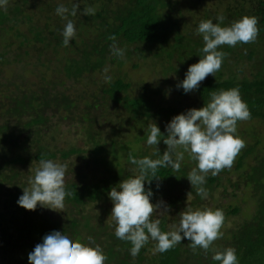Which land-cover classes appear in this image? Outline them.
<instances>
[{
	"label": "trees",
	"instance_id": "1",
	"mask_svg": "<svg viewBox=\"0 0 264 264\" xmlns=\"http://www.w3.org/2000/svg\"><path fill=\"white\" fill-rule=\"evenodd\" d=\"M210 2L218 8L216 11L209 8ZM58 3L70 10L75 5L76 14L66 13L65 18H61L54 12ZM188 3L185 12L191 19L182 14L178 2L172 4L169 0H5L0 5V264H29L27 253L51 230H61L90 246L98 245L106 258L104 264H219L212 255L226 247L235 249L238 264H264V142L260 138L240 152L236 163L238 181L232 185L234 190L240 187L248 192L253 209L249 213L244 209L242 222L221 233L208 249L199 246L193 249L191 242L182 237L174 246L159 252L156 241L150 238L132 256L130 242L114 235L115 224H108L101 217L80 214L77 217L78 214L72 213L87 204L96 206L98 202H105L110 187L117 184L118 188L120 180L134 176L125 171L126 166L119 162L121 158L125 159L124 163L137 168L130 157L148 156L135 153L113 140L106 147V143L101 142L100 131L92 130L99 129L102 122L137 124L141 122L140 116L145 115L140 110H150L151 105L147 97L131 99L127 96L130 85L118 78L108 81L105 86L100 82L102 94L107 96L104 101L93 94L73 97L64 88H59L65 87L66 82L76 84L86 78L90 81L107 64L124 63L122 57H130L131 50L144 54L146 51L142 48L153 49V57L162 64V56L155 54L166 52L169 66L166 72L172 69L173 55L174 63L186 71L202 55L203 40L195 31L201 20L209 19L225 26L243 16H255L257 34L247 43L218 46L223 53L222 63L195 89L196 106L190 104L189 107L199 108L207 103L211 92L238 87L250 112L245 121L257 123L264 132V0H190ZM173 6L174 19L169 14ZM65 19H71L75 28L68 45L62 43L61 36ZM113 41L124 49L122 57L110 51ZM244 56L249 62H257L253 64L256 73H252L255 70L251 66L250 78H238L228 63H236ZM11 65L18 69L13 77L7 68ZM19 71L34 74L37 81L17 83L15 77ZM47 72L52 74L46 76ZM121 94L126 96L120 97ZM109 101L115 107L111 106L112 113L105 119L101 106ZM144 101L149 105L147 108L143 107ZM116 106L122 108L128 120L118 119ZM64 122L69 127L84 123V137L92 147L88 152L91 167L86 170L79 165L65 164L69 167L70 178L64 184L63 204L69 207L67 213H49L40 205L34 210H25L16 204L22 190L30 187L31 178L28 179L25 167L29 164L33 168L34 161L35 169L41 159L57 160L56 152L51 150L55 135L48 137V134ZM161 133L166 135L163 127ZM160 144H164L162 140L155 146ZM116 147L119 148L117 151ZM80 152L76 148L58 151L63 161ZM252 152L254 156L250 162ZM159 155L160 151H154L148 157L156 159ZM186 167L180 165L177 170L158 167L155 173L144 175V187L152 191L150 202L157 203L158 198H166L168 209H174V221L166 217L158 219L161 231L174 230L173 223L174 226L178 224L182 211L206 208L196 186H191L187 180L190 169ZM217 181L219 178L211 173L205 175L207 196H211V185ZM187 197L191 198L190 206L185 204ZM218 209L224 217L221 225L227 222L226 217L241 213L240 206L233 203ZM152 219L150 215L149 220Z\"/></svg>",
	"mask_w": 264,
	"mask_h": 264
},
{
	"label": "clouds",
	"instance_id": "2",
	"mask_svg": "<svg viewBox=\"0 0 264 264\" xmlns=\"http://www.w3.org/2000/svg\"><path fill=\"white\" fill-rule=\"evenodd\" d=\"M4 3L5 0H0V5ZM54 12L61 18H65L66 13L74 16L76 6L70 10L63 3H58ZM195 31L203 40L200 49L202 55L187 67L183 79L175 85L184 93L195 90L207 74L212 75L219 69L223 53L218 50V46L222 44L233 46L237 42L247 43L255 39L257 18L243 16L225 26L209 19L201 20ZM74 34L73 21L65 19L61 30L62 43L68 45ZM110 51L117 57L124 54V49L117 47L116 41L110 45ZM101 72L104 80L112 78L107 66ZM209 95V101L203 103L201 107L189 108L172 116L165 125L166 135H163L152 122L145 143L155 146L162 140L167 146L166 149L156 159L148 156L130 157L132 163L139 169V174L120 180L118 188L116 184L107 192L112 204L110 214L115 222L114 235L118 239L130 242L129 253L132 256H135L150 238L156 241V251L164 252L180 242L182 237L191 242L193 249L197 246L208 249L211 242L221 235L218 230L224 217L222 210L218 208L182 211L174 230L161 231L158 227L159 220H149V216L154 208L163 205V211L166 212L168 206L163 201L151 203L152 191L144 187L146 172L155 173L158 167L179 169L183 152L176 151L177 146L188 152L191 159L196 161L195 167L187 175V180L191 186H196V192L201 198H207L208 195L204 187L205 175L209 172L215 175L221 168L231 166L234 156L244 143L235 135L236 122L247 120L250 112L240 97L238 87L221 89ZM154 151L158 152L156 147ZM65 170L64 163L41 159L34 169L30 187L22 190L16 204L25 210H34L37 205L51 210L62 209L66 194ZM105 259L98 245L81 243L61 230H51L44 234L40 242L27 253L29 264H104ZM212 259L219 264H238L235 249L232 247L215 251Z\"/></svg>",
	"mask_w": 264,
	"mask_h": 264
},
{
	"label": "rangeland",
	"instance_id": "3",
	"mask_svg": "<svg viewBox=\"0 0 264 264\" xmlns=\"http://www.w3.org/2000/svg\"><path fill=\"white\" fill-rule=\"evenodd\" d=\"M170 3L178 2V7L180 8V11L183 15H187V17L190 18V14L186 13L185 11L188 9L190 0H169ZM204 3H202L203 5ZM209 8H212L211 10H217L218 8L216 5H214L212 2L209 3ZM226 5V4H225ZM224 5V6H225ZM171 11H169L170 16L174 19V6ZM177 29H179V26H176ZM183 30V28H180ZM179 30V31H181ZM171 42V38L169 39ZM141 50V49H139ZM146 52L143 54L140 51H134L131 50L130 52L132 55L128 57L127 59L122 57V63L121 65L118 64H107L108 71L111 73V79L110 80H104L102 78V72L96 73L91 78L92 82L86 79H82L76 84H73L72 82H66L65 87H61L59 89L64 90L65 92L69 93L70 95L79 96L81 94H87L98 97L102 101L107 100V96L102 94L101 88H100V82L105 83L107 85L108 81H114L115 79H121L124 81L125 84H129L130 88L126 92L127 96L132 98H140V97H147V101L151 105L150 110H144L143 108L140 110L142 114L140 117L141 122L134 123H127V122H119L115 123L111 121V124L117 125H109L107 122H102L100 124L101 127L99 129H93V132L100 131V137L101 142L106 143V147L109 146V143L111 140H113L115 143H121L125 145L126 147H130L131 150L135 153H141L146 154L148 156L152 155L154 153V148L156 147L158 151H160V154L163 153V151L166 149L165 144H160L158 146L154 145H148L143 140L145 136V133H148L149 126L153 123L157 125L160 132L162 130V127L165 129L166 123L169 121V119L178 114L184 112L186 109H189L190 104H193L196 106L195 102L197 99L195 98L196 91H190L188 93H184L181 89L177 88L175 85L183 79V75L185 70L182 68H179V65L174 63V55L173 60L171 61L172 69L166 72V69L169 67L167 64V53L163 52L155 55H161L163 58V64L160 61H157L153 56L154 50L153 49H144ZM33 54V53H32ZM33 55V59H35ZM42 59H44L42 57ZM33 61V60H31ZM34 62V61H33ZM231 63V67H233V71L238 75L239 78H250L252 76V73H256L257 68H254L253 64H257L255 61H247L246 57H242V59L238 60V62H228ZM227 66H230V64ZM251 66L254 72L251 70ZM8 68L9 74L13 77V74L16 72L17 67H14V65H11ZM31 69V68H29ZM37 69V68H36ZM177 69V70H176ZM43 70V69H42ZM175 70V71H174ZM226 71V69H224ZM20 71H23L22 69ZM19 73L15 77V80L17 83L22 84L26 81L36 82L37 79L34 74L31 75L30 72L27 73ZM36 70H34L35 72ZM224 72V71H223ZM252 72V73H251ZM51 73V72H50ZM49 72L46 73V76L51 75ZM216 74V73H215ZM213 75V74H212ZM211 74H207L205 78L202 80L204 81L207 76H212ZM115 77V78H114ZM227 77V75L225 76ZM202 81L199 82L202 83ZM64 88V89H62ZM106 89V88H104ZM126 96L125 94H121L120 97ZM106 104V106H105ZM103 106H101V110H104V113L102 115H105L104 118L107 119L110 117V113H112V102H105ZM81 106L83 108V104L81 103ZM112 106V107H111ZM149 105L147 102L144 101L143 107L147 108ZM117 107V106H116ZM118 111V119H127L126 114L124 115L122 113V108L117 107ZM171 111V112H170ZM114 114V113H113ZM116 116V115H114ZM110 119V118H109ZM112 119H115L112 116ZM81 126L80 122L74 126H68L66 123H60L57 125V127L54 130H51V133L49 132L48 137H51V135H55V142L52 145L51 150H54L57 154L56 162H61L67 165H70V163L74 164L76 167L79 165L83 167L84 169L88 170L90 169V160H89V154L88 152L91 150V146L87 141V137H84L85 133V126L84 123ZM122 125L121 127H118ZM84 126V127H83ZM263 128L258 125L257 123H251L249 121L242 120L240 122L236 123V132L235 135L239 136L243 140V145L245 146L241 147L237 154L234 156L233 161L231 163L230 167L221 168L214 176L219 178V182H215L213 185H211V196H207V198H204V207L215 209L220 206L224 208L225 206L233 203L235 205L240 206L241 213L237 215H231L229 217H226V221L223 225L220 226L219 231L220 233H224L227 229L238 225L242 222L245 210H248V213L252 211L253 205L251 199H249L248 192L244 191L242 188H237L234 190L232 188V185H234L238 181V171L236 170V163L237 159L240 156V152L242 149H246L247 145L250 143L252 144L255 140L258 138L261 139L262 142H264V132L262 130ZM86 135V134H85ZM259 136V137H258ZM49 139V138H48ZM139 139V140H138ZM142 139V140H141ZM100 142V143H101ZM55 145V146H54ZM71 148H76L77 150H81V152L77 155L71 156L67 160H61L59 158L58 151H67ZM119 148L116 147V151ZM107 150H109L107 148ZM176 151L183 152V157L180 160V165H183V167L187 166L186 168L192 169L195 167L196 163L194 160L188 159L190 157V154L186 151H184L180 146H177ZM254 152V151H253ZM253 152L251 153L250 162L253 159ZM121 158V157H120ZM173 159H175V156L173 154ZM118 163V161H116ZM119 162L125 167L126 172H130L134 175H137V168L135 166H132V164H126L125 159L121 158ZM33 168L28 164L25 167V172L27 174L28 179L31 178L35 162L32 161ZM112 165H115L112 164ZM90 166V167H89ZM69 167L66 166L65 174H64V184L70 179L67 172H69ZM101 173V172H100ZM211 172L207 173L210 174ZM206 174V175H207ZM98 176H101V174H97ZM151 201V199H150ZM159 201H163L164 204L167 205V199L166 198H158L157 203ZM152 203V202H151ZM153 204H156L153 203ZM185 204L187 206H190L191 204V198L187 197ZM112 204L109 198L105 202H98L95 206L94 204H87L84 207H80L79 211H71L73 214H78L77 217H80V215L88 216V217H95L100 218L108 224L114 225L115 222L112 219V216L110 214ZM69 207L68 205H64L62 209L57 210H51L46 208L47 212H54L55 214H61L68 211ZM173 209V208H172ZM172 209H168L167 211H163V205L159 207H156L153 209V212L150 214L152 215L153 219H161L163 217H166L167 220L174 221L176 218L174 215H172ZM189 209V208H188ZM71 213V214H72ZM80 214V215H79ZM55 216V215H54ZM173 229H174V223H173ZM150 252V250L148 251ZM153 252V251H152Z\"/></svg>",
	"mask_w": 264,
	"mask_h": 264
}]
</instances>
